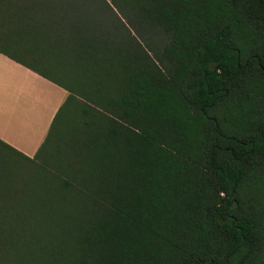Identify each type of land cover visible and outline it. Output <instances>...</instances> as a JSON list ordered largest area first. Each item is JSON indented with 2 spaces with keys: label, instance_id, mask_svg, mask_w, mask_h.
<instances>
[{
  "label": "trees",
  "instance_id": "16d2710c",
  "mask_svg": "<svg viewBox=\"0 0 264 264\" xmlns=\"http://www.w3.org/2000/svg\"><path fill=\"white\" fill-rule=\"evenodd\" d=\"M0 54L67 92L0 264H264V0H0Z\"/></svg>",
  "mask_w": 264,
  "mask_h": 264
},
{
  "label": "crops",
  "instance_id": "0c3cea01",
  "mask_svg": "<svg viewBox=\"0 0 264 264\" xmlns=\"http://www.w3.org/2000/svg\"><path fill=\"white\" fill-rule=\"evenodd\" d=\"M67 92L0 54V141L33 157Z\"/></svg>",
  "mask_w": 264,
  "mask_h": 264
},
{
  "label": "rangeland",
  "instance_id": "374dc122",
  "mask_svg": "<svg viewBox=\"0 0 264 264\" xmlns=\"http://www.w3.org/2000/svg\"><path fill=\"white\" fill-rule=\"evenodd\" d=\"M1 157H4V158H5V159H1V160H7V157H8V156L5 155V154H2V155L0 156V158H1ZM9 157H10V156H9ZM10 158H12V157H10ZM13 159H16V156H15V158H13ZM10 163H11V162H10Z\"/></svg>",
  "mask_w": 264,
  "mask_h": 264
}]
</instances>
